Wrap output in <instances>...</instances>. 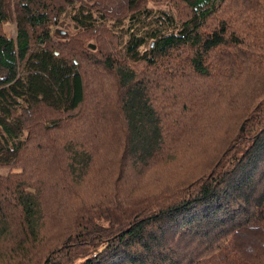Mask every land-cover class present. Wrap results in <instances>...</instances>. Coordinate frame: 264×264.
Masks as SVG:
<instances>
[{
  "label": "trees",
  "instance_id": "obj_1",
  "mask_svg": "<svg viewBox=\"0 0 264 264\" xmlns=\"http://www.w3.org/2000/svg\"><path fill=\"white\" fill-rule=\"evenodd\" d=\"M165 68L217 79L172 95L174 142L192 117L208 128L186 140L211 135L222 103L240 131L176 193L105 205L98 164L168 147ZM0 167L17 169L0 176V264H264V0H0Z\"/></svg>",
  "mask_w": 264,
  "mask_h": 264
},
{
  "label": "rangeland",
  "instance_id": "obj_2",
  "mask_svg": "<svg viewBox=\"0 0 264 264\" xmlns=\"http://www.w3.org/2000/svg\"><path fill=\"white\" fill-rule=\"evenodd\" d=\"M158 3L159 4L151 3V5L173 11L167 4L168 2ZM2 29L9 37L16 36L17 27L13 20L4 23ZM77 30H79V28L76 27L73 21L66 16H62L60 20L56 21L53 25L52 33L56 38L65 40L64 38L76 33ZM185 69L186 70H181L180 73H177L175 70L165 68L163 69L162 76L156 79V82L166 86L168 89L167 92L163 93L164 97L159 98L162 107L160 109L158 108V112H161V117H164V121L166 120L169 122L166 126L168 135L165 136V143L168 144V147L164 155L155 160H152V158L149 166H142L148 163L138 158L137 162H132L133 164L136 163V166L130 165L129 168L122 170L116 166L120 160L118 153L112 152V160L116 165L104 162L105 168L101 169L102 164H98L97 166L100 172L96 179L101 183L100 188L103 189L106 186L107 188H105L109 189L105 191L109 194H106L108 196L105 197V199L103 198V204L110 206L113 204H120L131 196H134L133 198L139 202L148 199L146 202L150 200L155 203L162 200L166 195L169 196L170 194L176 193L187 184L192 183L203 175L205 176L217 161L218 156L231 145L234 137L240 131V125L243 119L238 120L233 112L229 109L226 110L227 104L222 103L218 106L216 105V108H218L217 110H222L217 114L214 125L210 126L209 131H212L211 135L205 136L204 138H197L198 140L196 139L194 144L186 140L191 134H197L198 137L200 135H205L203 131L208 128H203L202 130L201 125L203 123L198 122L200 120L199 117L195 119L192 117L191 119L188 118L189 120L185 125L186 133H184V137L181 138V133L178 141L174 142L178 138L179 133L176 126H174V124H176V114L178 111H181L183 105L180 106L178 102H175L172 95L179 94V91L185 92L184 89L190 87L192 84H194L197 89L207 91L205 85L208 83L209 86H211L215 83V80H217L216 75L209 79L198 76L193 71H189L188 68ZM253 77L256 76L253 75ZM212 99L214 98L212 97ZM210 106L211 104L209 107ZM209 107L203 108L205 114L208 113ZM210 109L211 111L216 110L212 107H210ZM173 112L176 113L173 114ZM188 114L189 113H184L183 116H187ZM243 126L242 124V129H244ZM172 142L174 143L171 144ZM196 142H199L204 150H194L193 147L196 146ZM177 144L179 146L177 150H174ZM170 145H173L171 151H169ZM218 151L219 153H217ZM105 157L109 156L106 154L104 158ZM16 171L17 169L12 170L11 168L0 167V176H7ZM75 185L77 186V184ZM78 186H82L81 190H85L89 193L90 189L85 188L84 185ZM115 190L116 192L113 193ZM45 222L43 231L49 228L48 221L45 220ZM89 246L90 245H87V247Z\"/></svg>",
  "mask_w": 264,
  "mask_h": 264
},
{
  "label": "water",
  "instance_id": "obj_3",
  "mask_svg": "<svg viewBox=\"0 0 264 264\" xmlns=\"http://www.w3.org/2000/svg\"><path fill=\"white\" fill-rule=\"evenodd\" d=\"M89 46H92V48H95V44L90 43Z\"/></svg>",
  "mask_w": 264,
  "mask_h": 264
}]
</instances>
